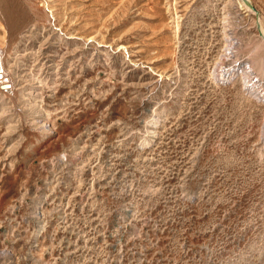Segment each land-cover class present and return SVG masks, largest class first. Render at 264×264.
Instances as JSON below:
<instances>
[{
	"label": "rangeland",
	"instance_id": "374dc122",
	"mask_svg": "<svg viewBox=\"0 0 264 264\" xmlns=\"http://www.w3.org/2000/svg\"><path fill=\"white\" fill-rule=\"evenodd\" d=\"M262 26L264 0H0V264H264Z\"/></svg>",
	"mask_w": 264,
	"mask_h": 264
},
{
	"label": "bare ground",
	"instance_id": "6f19581e",
	"mask_svg": "<svg viewBox=\"0 0 264 264\" xmlns=\"http://www.w3.org/2000/svg\"><path fill=\"white\" fill-rule=\"evenodd\" d=\"M244 1V0H243ZM247 6L246 7H250V5H249V3L247 2V3H245ZM255 10V9H254ZM256 20V19H255ZM258 20V19H257ZM262 28V32H263V36H261V40H260V42H258L257 44H255V46H254V48H253V51L254 52H256V57L255 58H253L252 60V63L250 64V66L249 67H251L250 69L252 70V71H249V70H243L242 72V74H241V80H243L244 81V85L246 86V89L248 90V92L250 93V94H254L255 93V97L257 96V97H261L263 100H264V92H263V89H264V87L260 84V83H262V82H260V79H259V77H258V80L256 81V82H254V75L252 74V72H253V69L254 68H256L257 70H258V72L260 73V74H263L264 73V55H262V54H257L259 51L258 50H260L261 48H263L264 47V29H263V26L261 27ZM261 32V33H262ZM230 47V46H229ZM228 49V48H227ZM258 51V52H257ZM231 53V52H230ZM250 54V53H249ZM225 55H227V54H225ZM229 58V57H228ZM230 58H232V57H230ZM233 59V58H232ZM224 63V62H223ZM227 63V62H226ZM225 63V64H226ZM218 64V63H217ZM216 64V65H217ZM224 66V65H223ZM228 66V65H227ZM226 67V66H225ZM232 71V70H231ZM254 71H255V69H254ZM249 72H251V73H249ZM231 73V72H230ZM251 74H252V76H251ZM218 76V75H217ZM261 76V75H260ZM231 77V76H230ZM224 79V78H223ZM250 82H253L252 84H250ZM11 84V80H10V78H9V76H8V73H7V71H6V68H5V65H4V62H3V57H2V51H1V49H0V88L2 89L3 88V85L4 86H6V87H8V84ZM2 86V87H1ZM260 86H262V88L261 89H259V87ZM5 87V88H6ZM263 92V93H262ZM28 93H31V91L30 92H28ZM262 93V94H261ZM261 94V95H260ZM159 119V118H158ZM158 119H155V123H157L158 122ZM45 121V120H44ZM45 126V125H44ZM154 133H155V130L153 131ZM49 133V132H48Z\"/></svg>",
	"mask_w": 264,
	"mask_h": 264
},
{
	"label": "water",
	"instance_id": "95a60500",
	"mask_svg": "<svg viewBox=\"0 0 264 264\" xmlns=\"http://www.w3.org/2000/svg\"><path fill=\"white\" fill-rule=\"evenodd\" d=\"M6 86L3 85V88H5Z\"/></svg>",
	"mask_w": 264,
	"mask_h": 264
}]
</instances>
